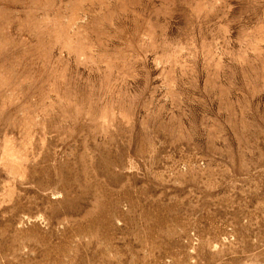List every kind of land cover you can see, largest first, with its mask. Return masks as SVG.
Masks as SVG:
<instances>
[{
    "label": "rangeland",
    "instance_id": "rangeland-1",
    "mask_svg": "<svg viewBox=\"0 0 264 264\" xmlns=\"http://www.w3.org/2000/svg\"><path fill=\"white\" fill-rule=\"evenodd\" d=\"M0 264H264V0H0Z\"/></svg>",
    "mask_w": 264,
    "mask_h": 264
}]
</instances>
